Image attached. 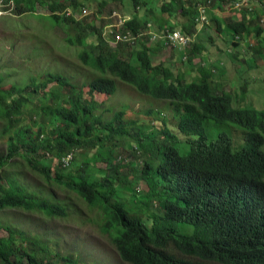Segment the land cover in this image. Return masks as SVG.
<instances>
[{
  "label": "trees",
  "instance_id": "16d2710c",
  "mask_svg": "<svg viewBox=\"0 0 264 264\" xmlns=\"http://www.w3.org/2000/svg\"><path fill=\"white\" fill-rule=\"evenodd\" d=\"M85 1L12 0V8L6 14L35 15V6L39 5L49 11L43 18H49L52 25L76 30L74 37L66 40L72 45H84L78 58L95 76L78 83L73 75L48 72L35 85V78L30 77L23 85L13 82L6 87L8 80L0 74V135L6 136V153L0 155V168L8 160L18 158L50 180L51 157L74 148L103 145L117 132L129 136L124 124L113 127L112 121L102 123L94 113L98 103L90 94L86 97L83 90L88 85V93L113 94L117 90L116 79L121 80L141 94L169 100L177 114L176 129L184 140L167 127L160 131L164 134L160 141L165 145L164 152L158 163L147 162L141 170L148 185L141 196L126 177L115 186L108 176L98 180L88 170L76 171L80 160L76 167H72L73 159L67 167L57 164L55 175L62 178L59 172H65L70 177L66 185L89 206L101 211V230L111 235L120 258L129 264H200L176 257L170 246L200 260L264 264V151L259 133L264 135V110L241 106L240 101L233 106L231 95L218 91L209 70L197 80L179 79L172 67L159 60L157 50L162 43L148 46L144 34L148 24L176 27L179 21L178 26L190 34L197 8H211V22L220 36L225 33L232 37L224 42L234 46L232 54L237 58L239 51H244L246 38L252 34L258 38L262 33L257 26L262 11L244 9L239 19L232 15L221 18L231 0H158L156 9L148 4L149 0H88L95 3V9L88 13ZM111 1L131 4L136 10L126 15L117 30V24L97 16H105L102 8ZM257 1L264 4V0ZM176 15L179 20L172 22ZM117 34L119 38L115 39ZM93 35L95 42L86 45V38ZM208 38L209 45H214V40ZM108 39H115L116 45L111 47ZM251 44L257 51L255 65L257 59L264 62V47ZM205 47L198 41L193 45L194 50ZM126 48H130L128 57ZM189 53L196 52L191 49ZM153 58L160 62L153 63ZM186 60L190 62L192 57ZM223 67L218 66L224 75ZM251 68L252 60L246 65L247 70ZM247 83L244 78L240 87L245 90ZM231 85L238 88L237 79ZM119 118L120 113L114 120ZM211 121L241 129L245 136L243 145L232 149L230 136L218 132L209 124ZM135 138L141 141L137 134ZM110 167L111 160L107 158L106 168ZM5 177L4 183L0 181V210L17 208L47 216L66 215L64 205L40 199L21 184L18 173H5ZM153 200L161 207L162 215L153 213L152 218L143 207H150ZM255 222H261V232ZM176 223H189L196 228L184 233ZM3 227L6 235H0V264H80L71 256L53 252L47 240L25 235L14 225Z\"/></svg>",
  "mask_w": 264,
  "mask_h": 264
},
{
  "label": "rangeland",
  "instance_id": "374dc122",
  "mask_svg": "<svg viewBox=\"0 0 264 264\" xmlns=\"http://www.w3.org/2000/svg\"><path fill=\"white\" fill-rule=\"evenodd\" d=\"M128 2L129 0H127ZM157 3H159L158 0H149L148 4L152 6V9H156ZM249 4L252 11L258 8L262 11L257 25L261 27L262 33L258 38L253 34L246 38V41L243 42L244 51H239L237 58L232 54L233 47L224 43V39L231 38V36H226L224 33L220 36V32L209 17V25L202 28L199 33H201L202 42L215 52L216 63L222 67L224 63L225 66L223 67L225 74L221 73L217 84L215 82L218 91L230 93L233 106H238L236 103L240 101L241 106H252L264 110V62L257 59L255 65L254 55L257 51L251 44L253 42L255 47L259 45L261 48L264 47V4H260L257 0H249ZM84 5L88 13L95 9L93 1L87 0ZM232 10L230 6V10L226 9V13L221 14V18L229 16ZM134 12L136 10L131 4L111 1L102 8L101 13L105 16L99 14L97 16L102 17L103 21H110L109 24H117L114 26V30H117L119 23L126 18V15H131ZM48 13L49 11L45 7L36 5L35 15L29 12H20L19 14L14 12L0 16V74L5 75L8 80L5 82L6 87L13 82L23 85L29 82L30 77L35 78L36 81L33 82L35 85L48 72L73 75L74 80L78 83H84L95 76L94 71L82 64L78 58V53L84 45H72L66 40V38L74 37L76 30L69 26L52 25L49 18H43ZM176 13L179 14V12ZM112 15H115L116 18ZM177 16L172 22L179 20ZM77 17L80 16L77 15ZM236 18L239 19V17ZM118 19L120 21L117 23ZM180 23L181 21L178 25ZM104 29L105 26H103L102 32ZM208 37L214 40V45H209ZM95 38L94 35L87 37L86 45L95 42ZM255 39L258 40L253 41ZM108 44L111 47L116 45L114 40L110 39H108ZM171 51H162V58L172 59ZM124 53L128 57L130 48L124 49ZM159 60L162 61L160 58ZM251 60L253 68L247 70V62ZM160 61L153 58V63ZM182 67V64H174L172 68L174 74H180L181 78L191 80L195 73L194 70L183 72ZM244 78L248 80L245 90L240 87ZM235 79L238 81V88L233 85L229 87V84ZM223 80L225 81L222 82ZM116 81L118 88L113 95L96 92L93 94V98L101 102V106L95 113H101L102 123L112 120L115 114L120 113V119L114 121L113 124L115 127L118 123L124 124L125 130L130 133L129 136L120 133V135H116L117 139L113 142L106 141L103 145L96 147L74 148L72 167L78 166L80 160L81 165L76 171L88 170L89 174L94 175L98 180H101L103 176H108L115 186L122 184L126 177L129 181L131 180L130 184L141 196L145 194L148 187L142 177L143 163L153 162L156 158L160 159L165 147V145H152V140L144 136L153 132L158 135L157 131L163 127V118L173 134L181 140L184 139V136L175 128L176 120L167 100L141 94L131 85L118 79ZM50 85L51 83L48 84V87ZM87 89V86L83 87L85 92ZM26 116L28 117L29 114ZM209 124L217 128L218 132L225 131L232 136V149L243 144L244 134L241 129L229 124L216 125L212 121ZM32 128L36 129L34 126ZM135 134L138 136L142 134L141 141H135ZM5 137L0 135V155L6 153ZM262 148L264 149V145ZM106 152L108 155H103ZM104 156L111 160L110 168H106L107 158ZM15 161L17 163L9 165ZM56 171L57 159L50 162L52 177L50 180H46L42 174L18 158L8 160V164L0 168L2 183L6 180L5 173H18V181L25 185L29 191L34 192L38 198L59 202L66 208L64 217L47 216L42 212H26L17 208L0 210V224L2 225L0 235H6L3 226L10 224L23 231L25 235L47 240L53 252L71 256L81 263L128 264L119 258L112 244L111 235L101 230V211L97 207L89 206L66 185L70 182V177L65 172L58 171L63 176L58 178L55 175ZM70 173L75 172L70 171ZM143 211L149 214L145 206ZM156 213L160 214V210L157 209ZM176 226L179 231L184 233H192L196 228L195 225L189 223H176ZM205 237L206 235L203 238ZM206 263L202 262V264ZM211 264L217 263L212 262Z\"/></svg>",
  "mask_w": 264,
  "mask_h": 264
},
{
  "label": "clouds",
  "instance_id": "9594fccd",
  "mask_svg": "<svg viewBox=\"0 0 264 264\" xmlns=\"http://www.w3.org/2000/svg\"><path fill=\"white\" fill-rule=\"evenodd\" d=\"M231 9H233L231 12H230V15L232 16H236V17H241L242 13L241 11L244 10V9H248V10H251L252 11V7L250 6L249 4V0H231ZM210 9V10H209ZM209 9H205L204 7L203 8H197V16L196 18L194 19V28H192L190 31V34L187 33L186 31H184L180 26H170L168 24V27L165 25L161 26V27H158L156 25H151V24H148L146 29H145V41H146V45L148 46H151V47H155L156 44L158 43H162V48H158L157 52H158V55L160 56V59L165 63V64H168L167 66H170L173 68L174 64H182V68L181 70L183 72H187V71H190L191 69L194 70V75L192 77V79H199L200 77H202L204 74L207 73V71L209 70L213 75H212V79L214 82H217L219 81V77L221 75V71L220 69L218 68V64L216 63V56H215V52L214 51H211L208 46L205 47L204 49H200V50H194L193 49V45L194 43H196L197 41L198 42H202V40L200 39V35L201 33H199L201 31L202 28H205L207 27V25H209V13L211 11V8ZM230 10V7L229 9ZM239 11V12H237ZM226 12H224L223 14H225ZM6 14V13H5ZM4 15V14H2ZM229 15V16H230ZM1 16V15H0ZM209 17V18H208ZM211 20V19H210ZM169 30V31H179L183 36H185L187 38V43L184 44V45H172V44H165L163 42V40L159 37V35L161 33H163L165 30ZM153 34H156V37H153ZM225 34V33H224ZM226 36H228V34H226ZM237 37V35H235V38ZM232 38V37H231ZM231 38H226V39H231ZM225 43V42H224ZM226 45H231V44H228V43H225ZM232 46V45H231ZM234 48V46H232ZM232 48V49H233ZM193 50L194 52H196L194 55H191L189 52L190 50ZM165 50H172L171 51V54H172V59L170 60H165L162 58V51H165ZM232 51V50H231ZM187 57H192V61L188 62L186 59ZM219 64H222V62H219ZM180 67V66H179ZM175 75H178L179 79L181 80H185L184 78H181L180 77V74H175ZM191 79V80H192ZM121 81V80H120ZM185 81H190V80H185ZM123 82V81H122ZM117 83V81H116ZM87 92H85L86 94V97H89V94L90 96L93 98V94L96 92V93H100L98 91H93V92H90L88 93L89 91V86L87 85ZM118 88V87H117ZM117 91V90H116ZM115 91V92H116ZM114 92V93H115ZM113 93V94H114ZM88 94V95H87ZM101 94V93H100ZM102 94H106V93H102ZM113 94H106V95H113ZM230 94V93H229ZM150 96V95H149ZM94 99V98H93ZM155 99H159V98H155ZM95 100V99H94ZM162 100H167V99H162ZM96 101V100H95ZM171 107H172V111H173V116L176 120L177 118V114L175 113V109H174V106L173 104L167 100ZM97 105V108L96 110L94 111V113L98 110V107L101 106V102H98ZM256 109V108H255ZM256 110H263V109H256ZM96 115H99L102 119V115L101 113H95ZM119 114V113H117ZM116 115V114H115ZM114 115V117H115ZM114 117L112 120H109L108 122L112 121H116L114 120ZM120 119V118H119ZM108 122H105V123H108ZM162 123H163V127L160 128L157 132H158V135L156 134V132H153V133H150L148 135H145L144 137H147V138H150L152 140V145H161L160 144V141L161 139L164 137V134H162L160 131L162 129H164L165 127H167L168 131L172 132L170 130V128L165 124V121H164V118L162 119ZM122 124V123H121ZM119 123L117 124L116 127H118ZM123 125V124H122ZM230 126H234L236 127L235 125H230ZM113 127L114 124H113ZM175 128H176V125H175ZM177 130V129H176ZM178 131V130H177ZM225 132V131H224ZM226 133V132H225ZM259 133L263 136V144L261 146L264 145V135L261 131H259ZM114 137L111 138V141L110 142H113L116 138V135H120V133H114ZM122 134V133H121ZM162 136V138H161ZM230 138H231V142H232V136L229 135ZM142 134H140L138 136V138L141 139ZM137 140V138H135V141ZM184 140V139H183ZM182 140V141H183ZM244 140H245V136H244ZM244 143V142H243ZM135 145H136V142H135ZM243 145V144H242ZM263 149V148H262ZM73 151V150H72ZM72 151H69L68 153L64 154V155H61V156H58V157H51V160L53 159H57V164L61 165L62 167H67L68 163L73 159V152ZM108 151V150H106ZM264 151V149H263ZM164 152V151H163ZM107 154V152L105 153ZM163 154V153H162ZM108 155V154H107ZM162 156V155H161ZM161 158V157H160ZM160 159L156 158L153 163H158ZM145 164H147V162H144L143 163V167L142 169L144 168ZM141 169V170H142ZM148 186V185H147ZM148 189V187H147ZM147 191V190H146ZM146 193V192H145ZM81 198V197H80ZM82 199V198H81ZM83 200V199H82ZM159 209L160 210V214H157L156 213V210ZM147 210L149 212V214L146 213V215H149L150 217L153 218V213H155L157 216H161L162 215V209L161 207L158 205V203L153 200L152 204L150 207H147ZM152 212V213H151ZM256 225H258L260 228V232L262 231V224L261 222H255ZM206 238V237H205ZM113 244V243H112ZM116 249V248H115ZM169 250L178 258H188L192 261H197L199 262L200 264H202L203 261L207 262L206 264H211L212 262H215L217 264H230V263H226V262H223V261H220V260H214V261H207V260H200V258H197V257H190V256H185L183 254H181V251L173 248V247H169ZM117 251V250H116ZM118 253V252H117ZM119 256V254H118ZM120 258V256H119ZM74 260L78 261V259L76 258H73ZM121 259V258H120ZM122 260V259H121ZM123 261V260H122ZM125 262V261H123ZM127 263V262H126ZM80 264H85V263H81ZM129 264V263H128ZM238 264V263H237Z\"/></svg>",
  "mask_w": 264,
  "mask_h": 264
},
{
  "label": "built area",
  "instance_id": "2783aa9c",
  "mask_svg": "<svg viewBox=\"0 0 264 264\" xmlns=\"http://www.w3.org/2000/svg\"><path fill=\"white\" fill-rule=\"evenodd\" d=\"M12 5V0H0V15L8 13L10 8H12ZM6 7H9V9H6ZM153 37H156V34H153ZM159 37L165 44L184 45L187 43V38L183 36L179 31H169L166 29L159 35ZM118 38L119 35H115V39Z\"/></svg>",
  "mask_w": 264,
  "mask_h": 264
}]
</instances>
